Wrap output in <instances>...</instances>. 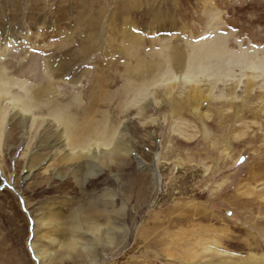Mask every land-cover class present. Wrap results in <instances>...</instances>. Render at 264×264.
Listing matches in <instances>:
<instances>
[{
  "label": "rangeland",
  "instance_id": "obj_1",
  "mask_svg": "<svg viewBox=\"0 0 264 264\" xmlns=\"http://www.w3.org/2000/svg\"><path fill=\"white\" fill-rule=\"evenodd\" d=\"M0 73V264H264V0H0Z\"/></svg>",
  "mask_w": 264,
  "mask_h": 264
},
{
  "label": "bare ground",
  "instance_id": "obj_2",
  "mask_svg": "<svg viewBox=\"0 0 264 264\" xmlns=\"http://www.w3.org/2000/svg\"><path fill=\"white\" fill-rule=\"evenodd\" d=\"M217 48H219V46H217ZM3 77L4 76L0 73V99H2V101H5L6 100V98H5L6 96L5 95L9 94L10 90L7 87L8 86L7 82L5 81V79H3ZM38 96L27 93V94H24V95H13L11 98L14 99L13 102H15L17 100L16 102H18L20 107H22L24 110H26L27 112H29V111L31 112L32 111L33 100H37ZM13 102L9 100V102L6 101L5 103H2L0 105V124L4 120V118H5V116H6L7 112H8L7 111L8 110V106L10 104H12ZM26 111H24V112H26ZM91 151H92V153L95 154V158H97V155H96L97 152H102L104 150H101V144L100 143L95 142V143L89 144L85 149H80L79 152L80 153H88L89 154ZM90 213H91V210H89V212H87L86 214H90ZM86 214H85V219H86V221L88 223L87 229L89 230V232L92 233V236H93V231H94L95 228H94L93 223H91L89 217ZM81 221H82L81 215L76 213L74 215V223H75L74 226H75V228L80 227ZM34 224H35V222H34ZM40 224H41V222H38L37 225H34V229L32 230V238L34 239V241L31 242V248H32V251L35 254V257L38 260V262L40 264L41 263L43 264V261H44L43 259L46 256L44 255L42 249L40 248V246L37 243V239L39 238L38 230L42 228V227L40 228Z\"/></svg>",
  "mask_w": 264,
  "mask_h": 264
}]
</instances>
